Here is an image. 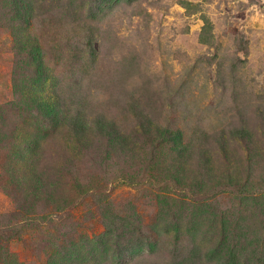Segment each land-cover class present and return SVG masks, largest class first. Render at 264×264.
<instances>
[{
  "label": "rangeland",
  "instance_id": "1",
  "mask_svg": "<svg viewBox=\"0 0 264 264\" xmlns=\"http://www.w3.org/2000/svg\"><path fill=\"white\" fill-rule=\"evenodd\" d=\"M8 1L0 0V264L55 263L73 247L75 261L96 264L101 215L124 211L157 247L116 258L108 240L104 253L117 264H216L225 256L212 249L236 246V234L259 257L264 189H234L264 183V0H22L17 26ZM31 48L45 80L39 60L23 56ZM76 111L83 132L63 122ZM154 129L181 133L182 167L164 149L150 160Z\"/></svg>",
  "mask_w": 264,
  "mask_h": 264
},
{
  "label": "trees",
  "instance_id": "2",
  "mask_svg": "<svg viewBox=\"0 0 264 264\" xmlns=\"http://www.w3.org/2000/svg\"><path fill=\"white\" fill-rule=\"evenodd\" d=\"M6 3H10V18L12 21L17 20L16 26L19 24L20 19L23 16V13L25 12L26 7L24 6V2L22 0H9ZM12 14V15H11ZM11 26H15V24L12 22ZM203 29H206V25H203ZM202 42H205L204 39H201ZM30 49V48H28ZM29 51V50H28ZM23 56H28L30 58L39 60L38 64L36 65L35 74L37 75V78L39 80H45L46 77L44 73L48 75V70L45 65L42 63V57L38 53V51L34 52V50L31 48L29 51V54H26V50L24 51ZM44 104L43 110L45 113H53L55 110L52 108V106L49 103L42 102ZM53 115V121L57 120L58 117ZM64 117L63 115H59ZM81 118V112L76 111L74 116L70 119L68 118L66 120H63V122L66 124V122L69 121V124H71V128L74 130L83 132V128H86L84 121H82ZM99 120V119H97ZM149 128L150 125L146 122ZM155 134L150 139V160L154 159L155 157H158L159 153L162 151L160 149H164V158L168 157L171 158L173 161L176 162V160L179 161V166L182 167V161L185 160V155L188 154L187 147L182 141L181 133L176 132L174 130L164 129L162 132H159V130H155ZM248 146V145H246ZM178 167V166H177ZM130 185H133L135 181L130 180L128 182ZM264 189V183L257 188L256 186H252L251 188H248L244 185H236V188L234 189L236 193H240L241 195H255L256 193L261 192V190ZM32 193L35 195L36 193L32 191ZM36 200V199H35ZM102 223L104 225L105 231L104 234H101L102 239L100 241L94 242L91 246H94L96 250H94V260L96 264H102V262L108 261V264H117L119 261H113L111 257V251L110 255L107 256V252L104 253L105 242L109 240V246L112 245L113 252L117 253L116 258H122V256H128L131 259V257L138 252L139 250L142 252H149L152 253L156 250L157 242L152 239L150 235L146 236L144 233L139 230V227L137 223L134 222V217L132 214L127 212H115L114 214H102ZM32 216H28V219L32 220ZM169 226V225H168ZM169 228H171L169 226ZM171 230V229H170ZM166 229V234H169ZM174 234L177 229L173 230ZM153 233H155L157 236L163 235L164 233H161L160 230L157 228H154L152 230ZM236 239L234 240L235 245L231 248H228L223 240H220L215 247L212 249L213 253H220L221 256L220 260H217L218 263L216 264H264V250L260 251L262 253H254V255H258L259 257L256 258H249L251 255V251H249L245 246L237 245L238 244V238L239 235L236 234ZM120 247V249H119ZM74 249L71 250H63L61 254V257L59 260H56L55 263L53 261H48L47 264H82V262L75 261V258H72L71 256L75 253L76 254V247H73ZM93 249V248H92ZM111 250V249H110ZM217 250V251H216ZM103 254L105 255L103 257ZM72 258V260H71ZM67 259L66 262L64 260ZM209 259L206 256H200L198 259H195L194 256L182 258V259H172V261L166 262V264H209ZM211 264H215L212 263Z\"/></svg>",
  "mask_w": 264,
  "mask_h": 264
}]
</instances>
